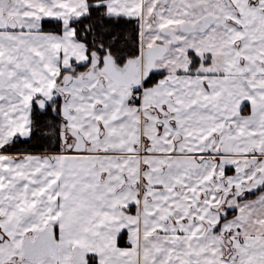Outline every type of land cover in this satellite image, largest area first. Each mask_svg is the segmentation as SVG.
<instances>
[{
	"label": "snow or ice",
	"instance_id": "snow-or-ice-1",
	"mask_svg": "<svg viewBox=\"0 0 264 264\" xmlns=\"http://www.w3.org/2000/svg\"><path fill=\"white\" fill-rule=\"evenodd\" d=\"M0 264H264V0H0Z\"/></svg>",
	"mask_w": 264,
	"mask_h": 264
}]
</instances>
